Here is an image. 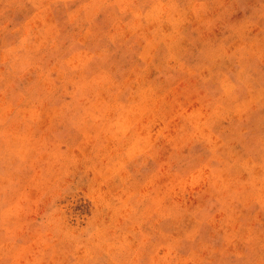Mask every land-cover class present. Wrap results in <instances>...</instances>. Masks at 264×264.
<instances>
[{
    "label": "rangeland",
    "instance_id": "1",
    "mask_svg": "<svg viewBox=\"0 0 264 264\" xmlns=\"http://www.w3.org/2000/svg\"><path fill=\"white\" fill-rule=\"evenodd\" d=\"M0 264H264V0H0Z\"/></svg>",
    "mask_w": 264,
    "mask_h": 264
},
{
    "label": "bare ground",
    "instance_id": "2",
    "mask_svg": "<svg viewBox=\"0 0 264 264\" xmlns=\"http://www.w3.org/2000/svg\"><path fill=\"white\" fill-rule=\"evenodd\" d=\"M173 3V2H172ZM175 3V2H174ZM198 6V5H197ZM148 11V10H147ZM180 25V24H179ZM180 29V28H179ZM180 34V33H179ZM261 34V33H260ZM160 38V37H159ZM191 42V41H190ZM218 45V44H217ZM179 49V48H178ZM175 51V50H174ZM205 57H206V55H205ZM210 129V128H209ZM262 140V139H261Z\"/></svg>",
    "mask_w": 264,
    "mask_h": 264
}]
</instances>
